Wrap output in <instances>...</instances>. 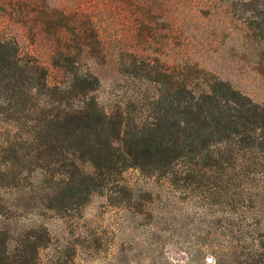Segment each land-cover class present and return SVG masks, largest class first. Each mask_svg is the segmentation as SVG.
I'll return each mask as SVG.
<instances>
[{
	"label": "rangeland",
	"instance_id": "rangeland-1",
	"mask_svg": "<svg viewBox=\"0 0 264 264\" xmlns=\"http://www.w3.org/2000/svg\"><path fill=\"white\" fill-rule=\"evenodd\" d=\"M0 39V264H264V123L210 98L264 108V0H0ZM78 109L107 115L90 144L165 131L175 156L73 190Z\"/></svg>",
	"mask_w": 264,
	"mask_h": 264
},
{
	"label": "trees",
	"instance_id": "trees-1",
	"mask_svg": "<svg viewBox=\"0 0 264 264\" xmlns=\"http://www.w3.org/2000/svg\"><path fill=\"white\" fill-rule=\"evenodd\" d=\"M17 55L18 52L15 44L7 40L0 39V63L9 65H11V63L18 64L19 59ZM41 71L43 72V77L44 74L47 76V72L44 68H41ZM77 79L80 81L79 83H81V85H84L86 82V79L79 77H77ZM70 91V89L66 88L63 89L62 92ZM214 91L215 95H211L210 97L212 105L214 103L213 101H215V104L213 105L214 107L218 106L219 98L223 97L222 99L239 104L241 107L239 111L241 113L242 111H245L246 117H250L252 124L255 123L259 125V123H264V108L260 106V104L255 103L250 97L233 88L230 84L221 81L218 85H214ZM218 93H220L221 96H219ZM73 112H78L80 114L73 115ZM73 112L66 115H69L68 118L72 115L71 119L74 118V120L62 129L61 134L66 139H77V143L81 145L82 148L75 149L74 160L78 162H90L94 167V172L92 173L82 170L80 171L77 167L68 172V180H70L68 184H70V187H72L73 190L89 192L92 187L91 184L95 183L97 179H99V175L102 174L99 170L104 166H112L116 169L118 167L126 169L128 167H143L155 161H160V163L168 165L175 156V149L166 141L165 131L162 132V134L154 133L147 137L132 140L130 143H128L127 139L124 137V144H117L121 143L123 140L119 134H117L114 138H111L109 134L106 140H104V143L100 144V146L90 144L89 136L85 138H78V136H80L78 132L79 123H83L82 127L87 128L89 131L100 130L99 133H103L107 128L105 125L107 119L106 113L100 111L89 112L84 109L74 110ZM208 115H210V118L203 115L200 117V120L206 123L209 118L208 123L211 120L215 121L216 126H222L227 130L232 128L231 126L235 127L239 124V122L235 120L233 121L231 117L224 115L222 112H215L213 110L209 112ZM112 123H114L113 126L115 127V130H121V122ZM75 165V162H73V166ZM75 176H78V181L77 178L74 180ZM45 244L46 243L35 240L32 245L33 250L36 252L39 247H42ZM1 259L4 260V256Z\"/></svg>",
	"mask_w": 264,
	"mask_h": 264
}]
</instances>
